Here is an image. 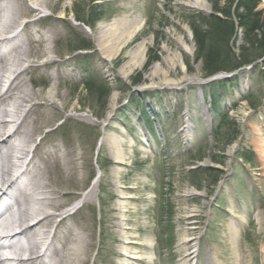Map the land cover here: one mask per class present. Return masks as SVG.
<instances>
[{"label": "rangeland", "instance_id": "1", "mask_svg": "<svg viewBox=\"0 0 264 264\" xmlns=\"http://www.w3.org/2000/svg\"><path fill=\"white\" fill-rule=\"evenodd\" d=\"M183 1L48 0L44 9L25 17L36 19L33 32L56 30L45 45L51 52L33 58L40 81L33 90L58 93L53 102L58 116L42 131L51 130L44 146L55 143L60 153L69 151L76 158L74 166L62 161L50 169L74 168L69 191L79 194L68 198L62 211L78 204L73 218L87 226L82 231L85 264H184L189 246L180 239L185 235L199 239L194 264H264V60L242 65L236 76H228L233 70L224 71L228 81L219 78L207 86L191 31L187 42L192 52L182 53L184 70L168 68L164 47L176 52L174 37L186 36L182 26L191 30L192 17L207 15ZM206 1L212 10V0ZM257 11L264 18V0ZM76 15L80 19L74 24ZM135 19L141 26L119 47ZM242 37L238 28L230 40L235 55ZM79 39L91 47L76 50ZM147 39L138 63L139 45ZM126 63L134 65L127 74L122 70ZM157 63L167 69V79L180 83L166 86L163 74L153 75ZM183 73H197L200 79L188 81ZM138 75L140 80L132 83ZM186 105L188 140L180 131ZM221 113L239 129L236 140L225 147L215 141ZM112 147L121 149L123 162L113 158ZM196 163L213 166L217 179L194 168ZM95 177L98 182L82 203L80 194ZM188 188L199 194L185 197ZM119 192L128 195L123 211L117 205ZM190 210L195 214L188 216ZM257 211L263 212L260 221ZM124 247L136 258H127Z\"/></svg>", "mask_w": 264, "mask_h": 264}, {"label": "bare ground", "instance_id": "2", "mask_svg": "<svg viewBox=\"0 0 264 264\" xmlns=\"http://www.w3.org/2000/svg\"><path fill=\"white\" fill-rule=\"evenodd\" d=\"M32 1L34 5L28 7L23 0H0V264H85L87 240L82 231L87 226L76 224L71 210L62 211L69 205L67 199L79 194L69 191L74 168L70 172H63L60 168L56 171L50 169L51 164L56 167L62 161L74 166L76 158L69 151L60 153L55 143H51L52 146L48 148L44 146L46 135L51 130L42 131L51 126L58 116L53 104L58 93L33 90V86L40 82L34 76L38 66L33 65V58L51 52V48L45 45L54 38L56 30L50 29L48 34L31 30L36 19L25 17L33 11L44 9L48 0ZM183 4L196 11H212L206 0H185ZM72 21L78 23L74 19ZM129 26L130 30L126 31L122 42L117 44L119 47L132 37L141 26V21L135 19ZM84 28L87 33L91 32L90 28ZM182 29L186 36L174 37L179 49L170 52L164 47L166 55L163 58L168 68L179 66L183 71L182 53L189 55L192 48L187 42V39H191V30L187 25L182 26ZM149 42L147 39L140 43L141 57L138 63L142 61ZM49 65L58 67L53 61ZM133 66L126 63L122 70L126 69L127 74ZM152 73L163 74L166 86L180 83L167 79V69L159 63L154 65ZM182 78L188 81L200 79L197 73L194 76L183 73ZM186 121L187 127L188 116ZM104 140L105 137H102L101 142ZM112 149L113 158L123 162L126 157L121 149ZM97 182L98 177H95L90 188L81 192L82 203L89 199ZM186 192L192 194L197 191L189 189ZM127 196L119 192L117 205L121 211L124 210L123 199ZM73 207L76 209L78 204ZM256 216L259 221L262 220L263 212L257 211ZM72 219L73 226L70 222ZM230 227L232 237L236 236L237 229L233 228V224ZM180 240L186 247L192 238L185 235ZM147 241L151 246L150 240ZM129 242L126 240L124 243ZM193 244L192 251L185 250L184 264H187V260L192 262L195 257L197 245ZM122 251L127 258H136L128 248L124 247ZM125 261L122 263L125 264Z\"/></svg>", "mask_w": 264, "mask_h": 264}, {"label": "trees", "instance_id": "3", "mask_svg": "<svg viewBox=\"0 0 264 264\" xmlns=\"http://www.w3.org/2000/svg\"><path fill=\"white\" fill-rule=\"evenodd\" d=\"M212 2V12L210 14H198L192 17L189 22L196 44L195 59L196 61L201 59L205 75L209 76L218 71L235 70L263 57L264 18L261 16V12L257 11L260 0H225L222 5L220 0H212ZM77 16L75 17L79 20L80 18ZM85 20L88 21L89 16ZM238 28H241L243 37L239 46V53L235 55L230 47V40ZM82 40L77 41L76 50L91 47V44ZM147 64L149 63L147 62L146 66H148ZM139 80L140 75L132 77V83ZM226 81L228 79H225L224 82ZM96 90L100 89L97 88ZM213 90L212 87L210 91ZM108 93V89L103 91L105 96ZM235 125V122L228 120L227 116L221 113L215 141L224 147L234 141L239 134V129ZM243 156L245 161L249 160L245 154ZM199 170L202 173H214V180L218 177L217 170L214 168Z\"/></svg>", "mask_w": 264, "mask_h": 264}]
</instances>
